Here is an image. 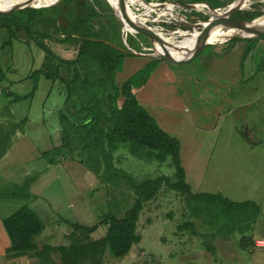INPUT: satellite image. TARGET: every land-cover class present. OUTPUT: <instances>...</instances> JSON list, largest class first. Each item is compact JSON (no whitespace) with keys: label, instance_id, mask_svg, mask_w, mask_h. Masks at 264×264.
I'll return each instance as SVG.
<instances>
[{"label":"rangeland","instance_id":"obj_1","mask_svg":"<svg viewBox=\"0 0 264 264\" xmlns=\"http://www.w3.org/2000/svg\"><path fill=\"white\" fill-rule=\"evenodd\" d=\"M92 1L100 6L96 24L104 29L105 38L117 47L138 49L137 55L130 51L133 55L121 59L115 77L118 84L136 72L146 79L160 63L172 70L173 79L151 75L149 82L136 91L149 98L156 95L154 110L158 115L151 108L150 112L164 130L179 139L181 163L192 192L219 193L230 201H252L256 205L254 216L249 211L241 214L244 219L227 231L225 219H217L216 224L206 222L207 225L193 220L184 197L162 188L139 212V242L123 258L113 257L107 248L101 264H264V39L258 40L248 54L244 53L246 42L222 39L205 45L186 63L161 62L149 55L153 51L141 50L142 44H150L144 36L122 32L108 0ZM205 1L212 8H222L234 0ZM201 2H191L194 11L181 8L178 15L189 25L207 20L209 9L196 7ZM256 10L264 13V0H252L227 17L247 21L246 16L258 13L253 12ZM152 14L156 13H148L144 24L154 28L156 18H150ZM160 25L175 31L171 23ZM181 29L191 31L184 24ZM179 34L174 33L179 41L190 38L189 33L186 37ZM7 37L0 29V44ZM11 41L12 45L4 49L0 46V72L6 77L0 87L24 98L10 102L13 96L0 92V230L1 218L27 206L44 224L39 245L69 244L68 237L75 235L72 224L95 225L108 213L121 217L134 196L129 195L128 183L102 182L76 158L62 160L50 151L59 144L58 109L65 99L62 86L40 73L33 90L30 75L41 67L43 52L33 42L18 38ZM192 41V37L187 39L189 44ZM50 45L56 54L73 57V46ZM137 79L141 81L140 76ZM45 150L50 158L54 157L51 164L41 154ZM115 157V166L130 172L137 182L173 174L169 161H144L128 157L125 150L116 151ZM188 221L195 225L185 227ZM105 231L106 226L99 225L90 238L98 239ZM7 243L1 232L0 264L38 263L35 257H7L3 251ZM51 257L61 264L57 253Z\"/></svg>","mask_w":264,"mask_h":264},{"label":"trees","instance_id":"obj_2","mask_svg":"<svg viewBox=\"0 0 264 264\" xmlns=\"http://www.w3.org/2000/svg\"><path fill=\"white\" fill-rule=\"evenodd\" d=\"M161 1L174 5L173 1ZM106 5L109 10L107 2ZM99 7L92 0H59L49 6L24 7L0 13V29L5 30L8 36L0 46L4 49L12 45L13 38L33 42L43 52L41 67L30 75L33 90L40 73L62 86L65 99L58 109L59 144L50 151L62 160L76 158L102 182L128 183L129 195L134 199H129L132 204L121 217L108 213L95 225L72 224V234L75 235L68 237L69 244L60 245H39L38 236L44 224L35 211L21 206L1 218L9 244L4 250L6 256L35 257L37 264H57L51 257L52 253H57L61 264H101L108 248L113 257L123 258L140 240L136 234L139 212L162 188L175 190L184 197L187 212L193 220L207 225L206 222L216 224L217 219L220 222L225 219L227 231L236 226L238 220L244 219L241 214L248 211L253 216L256 214V205L252 201H230L219 193L192 192L181 163L179 139L164 130L136 97V89L145 84L150 73L146 79L136 72L120 84L116 82L121 59L133 54L130 48L117 47L105 38L104 29L96 24ZM181 8L194 11L190 7ZM257 11L245 19L262 14L259 10L253 12ZM112 17L116 20L113 14ZM122 32L125 33L124 30ZM231 39L246 42L244 53L248 54L252 53L258 40L264 39V35ZM50 43L73 46V57L56 54ZM138 76L141 81H137ZM4 81L6 77L1 70L0 85ZM0 92L6 97L13 96L5 86L0 87ZM23 98L14 95L9 101ZM118 150H125L128 157L144 161H169L173 174H159L137 182L130 172L115 166L118 162L115 152ZM41 154L47 156L50 164L55 161L53 156L49 157L48 150ZM99 225L106 226L105 234L98 239L90 238ZM193 225L194 221H188L184 226Z\"/></svg>","mask_w":264,"mask_h":264},{"label":"water","instance_id":"obj_3","mask_svg":"<svg viewBox=\"0 0 264 264\" xmlns=\"http://www.w3.org/2000/svg\"><path fill=\"white\" fill-rule=\"evenodd\" d=\"M38 0H17L15 3H12L9 7L4 8V9H0V13H7L9 11L12 10H16V9H20V8H24V7H43L44 5H52L53 3H55L57 0H55L53 3L50 4H41L39 5V3H37ZM145 1V0H143ZM240 0H234L233 2L236 3L234 5V7L232 9H230V11H228L224 18L221 19L224 21L220 22L217 19H214L212 21L209 22V24L204 27L199 33L193 34L192 38L193 41L190 42V47L184 49V53H182L180 56H184L182 58L179 57H175V55H173L170 51H168L167 49H165V47L162 46V42L161 40L157 37V35L147 26L144 24V22L128 7L127 1L126 0H116V6L118 7V10L120 11V15L117 14L114 5L110 3V6L113 9L114 15L115 17L118 19V21L121 23L122 25V31H123V27L124 24L126 25L125 21L123 20V18L126 20V22L130 25V27H132V29H130L132 32H135L137 34H141L143 35L151 44L152 48L151 50L154 52L152 55L154 57L157 58H161L164 61L170 62V63H174V64H182V63H186L187 61L193 59L197 54H199V52L204 48L205 45L216 42V41H220L223 40H230L231 38H254V37H258V36H263L264 35V25L263 27L260 28H254V25L256 23H258V19H260L262 16H264V13L254 17L250 20H240V19H235V18H229L227 17L228 15L232 14L233 12L237 11V9L239 8V6L237 5V2H239ZM147 2V1H145ZM162 3V2H160ZM201 3H204L205 6L209 9V11H214L217 8H212L208 3H206L205 1H202ZM176 5H181L184 7H190V8H194L191 6L190 3H174ZM213 14V13H212ZM123 17V18H122ZM226 22V23H225ZM217 25H222L220 28L222 30H229V29H233V31L226 35H224L221 39L215 40V41H209L208 37L211 33V31L213 30V27H216ZM218 41V42H219ZM158 45L160 47V51H156L155 46ZM134 53H138V52H134Z\"/></svg>","mask_w":264,"mask_h":264},{"label":"bare ground","instance_id":"obj_4","mask_svg":"<svg viewBox=\"0 0 264 264\" xmlns=\"http://www.w3.org/2000/svg\"><path fill=\"white\" fill-rule=\"evenodd\" d=\"M17 0H0V9H4L9 7L12 3H15ZM54 0H38L37 3H39V5L41 4H50L51 2H53ZM128 7L141 19V20H146L148 13H156V14H152L150 16V18H156V20L154 21L156 23V26H153L154 28H151L149 26V28L157 35V37L161 40L162 42V46L165 47V49H167L168 51H170L173 55H175L176 57H180V55L182 53H184V49L189 48L190 45L187 43V39L189 40L193 34H195L196 32H200L202 30V27L207 26L209 24L210 21L217 19L219 20V18L221 17L222 19L224 18L225 14L230 11V9H232L234 7V5L236 3L231 2L229 4H227L225 7L222 8H217L214 11H207L208 17L207 20H201L199 22L192 23L191 25H189V21L187 20H182V18L178 15V13H181V7L178 8H174L175 5L173 4H168V3H162V4H158V3H154V2H145L143 0H126ZM252 0H240L239 2H237V5L239 6V8L237 10H241L244 7H247L248 5L251 4ZM263 1V0H262ZM109 2H111L112 5H114V8L117 12V14L120 15V11L118 10V7L116 6V0H109ZM255 2V1H254ZM204 3H200L198 7L204 6ZM138 9H137V8ZM140 7H143L144 10H141ZM213 13V14H212ZM167 15H169V17H167ZM121 16V15H120ZM186 17V16H185ZM123 18V17H122ZM167 21L168 23H171L173 26L175 25L174 29L175 31L177 30L178 32H180L181 36H187L188 33L190 35V38L184 39L182 41L176 42V38L174 36V31H169V30H165L159 23L162 22V20ZM123 20L125 21L126 25L124 24V32L126 31H131L130 29H132V27H130V25L126 22V20L123 18ZM191 22V20H190ZM221 22L224 23V21L221 20ZM226 23V22H225ZM181 24L187 25L189 26L191 29V31H186V30H182L181 29ZM193 25V26H192ZM264 25V16L260 19H258V23H256L254 25V28H260L263 27ZM195 29V31L193 30ZM213 30L211 31L208 40L211 41H215L218 39H221L224 35L228 34L229 32L231 33L233 31V29H229V30H222L221 28H212ZM133 30V29H132ZM180 34L178 36H180ZM156 51H160V47L158 45L155 46Z\"/></svg>","mask_w":264,"mask_h":264},{"label":"crops","instance_id":"obj_5","mask_svg":"<svg viewBox=\"0 0 264 264\" xmlns=\"http://www.w3.org/2000/svg\"><path fill=\"white\" fill-rule=\"evenodd\" d=\"M153 2L154 1H161V0H152ZM169 1H173V2H182V3H191V2H194V1H196V0H183V1H180V0H169ZM203 1H205V0H203ZM225 1V0H224ZM223 1V2H224ZM206 2V1H205ZM207 3V2H206ZM221 5V4H220ZM238 44V43H237ZM144 45V46H143ZM150 46V45H149ZM147 44L145 45V44H142V49L141 50H147L148 49V47H149ZM128 47V46H127ZM128 48H130L131 49V51H133V53L134 52H137L138 51V49H132L131 47H128ZM150 48H152V47H150ZM215 48V47H214ZM237 49H238V47H237ZM214 51H215V49H214ZM136 54V53H135ZM137 55V54H136ZM141 57H144V58H150V57H146V56H141ZM181 57V56H180ZM154 58V57H153ZM126 59V58H125ZM161 62H167V61H164V60H161ZM167 63H170V62H167ZM174 64V63H173ZM124 65V67H125V63L123 64ZM239 65L240 64H238V67H239ZM157 68V69H156ZM155 68V70H154V72H152V73H150V75L148 76V77H150L151 75H156V76H159V79H169V80H171V79H173L172 78V70H170L165 64H159L158 65V67H156ZM117 74H119V72H117ZM117 74H116V76H117ZM149 80H150V78L148 79H146V84L149 82ZM124 81V80H123ZM123 81H121V82H123ZM120 82V83H121ZM155 82H156V79H155ZM136 97H137V99H138V101L142 104V105H144L149 111H150V108L156 113V111L154 110V107H156V95H155V97H152V98H149L148 96H146V95H144V94H141V95H136ZM140 97H142L143 98V100L142 99H140ZM147 101H150L149 103H151V106H149L148 105V102ZM0 114H1V108H0ZM3 114L6 116L7 115V113H6V109H4V112H3ZM156 115H158L157 113H156ZM3 233V236H6V233H5V231H4V229H1L0 230V233ZM7 241H8V239H7ZM8 244V243H7ZM5 247H7V245L5 246ZM4 251V250H3Z\"/></svg>","mask_w":264,"mask_h":264},{"label":"built area","instance_id":"obj_6","mask_svg":"<svg viewBox=\"0 0 264 264\" xmlns=\"http://www.w3.org/2000/svg\"><path fill=\"white\" fill-rule=\"evenodd\" d=\"M154 3H158V4H162V3H159V2H154ZM175 6H174V8H178L179 6L178 5H176V4H174ZM181 7V6H180ZM203 7H205L206 8V6H203ZM191 9H194V8H191ZM167 17H169V15H167ZM143 22H144V20H142ZM162 22H166V23H168L167 21H165L164 19L162 20ZM162 22H160V23H162ZM159 23V24H160ZM171 31H173V30H171ZM174 32H178L177 30L176 31H174ZM175 36V35H174ZM176 41H178L179 42V40H177V39H175ZM149 50H151V48H148Z\"/></svg>","mask_w":264,"mask_h":264}]
</instances>
